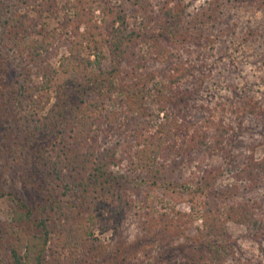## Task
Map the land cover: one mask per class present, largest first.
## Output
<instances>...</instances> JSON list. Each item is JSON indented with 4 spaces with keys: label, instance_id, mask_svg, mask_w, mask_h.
<instances>
[{
    "label": "rangeland",
    "instance_id": "1",
    "mask_svg": "<svg viewBox=\"0 0 264 264\" xmlns=\"http://www.w3.org/2000/svg\"><path fill=\"white\" fill-rule=\"evenodd\" d=\"M3 1L27 12L39 31L43 26L62 29L66 16L78 7L97 24L92 27L96 35L111 34L112 11H123L136 34L127 42L119 67L109 45L98 52L93 42L85 44L83 55L94 62L90 70L97 73L93 80L61 70L70 48L65 43L57 46L50 62L59 71L37 94L38 106L25 101L19 91L26 83L43 85L36 66L22 60L21 49L1 45L2 264H15L8 232L13 199H23L40 218L48 215L44 208L52 196L80 217L83 231L89 226L94 232L92 243L101 264H157L165 244L206 243L211 237L201 235L205 204L225 214L233 207L247 210L238 214L244 222L227 223V240L220 244L231 254L223 264H264V0H144V5L137 0H52L53 14H45L41 22L28 4H0ZM172 17L179 21L176 33L167 29ZM5 29L0 36L10 42L18 29ZM81 32H86L85 25ZM42 38L30 28L17 36L24 47ZM109 73L117 83L111 91L105 77ZM60 87L70 105L58 123L50 114ZM88 99H94L102 116L93 126L94 138L75 134L85 122L80 115ZM162 107L179 118L176 148L158 160L161 171L136 181L133 154L165 121ZM29 113L37 116L26 124L23 119ZM65 143L103 152L111 171L129 176L128 182H121L136 207L120 226L111 222L101 232L106 224L95 226L90 218L108 216L104 207L86 202L78 190L67 191L54 177L49 156ZM180 252L177 260L183 258ZM59 255L60 264H86L83 253L77 261L68 250Z\"/></svg>",
    "mask_w": 264,
    "mask_h": 264
},
{
    "label": "trees",
    "instance_id": "2",
    "mask_svg": "<svg viewBox=\"0 0 264 264\" xmlns=\"http://www.w3.org/2000/svg\"><path fill=\"white\" fill-rule=\"evenodd\" d=\"M51 1L18 0V4H28L40 15L41 22V17H44L45 14H53ZM143 1L137 0L136 2L144 5L146 1ZM10 4L6 1L0 4V29L17 28L18 31L10 42L6 40L5 35L0 36V48L1 45H7L12 49H21L22 60L36 66L37 75L43 80V85L33 83L27 85L26 83L19 89L23 99L32 106L38 102L37 94L44 90L45 85L54 82L58 74L59 70L55 69L50 62L51 52L57 46L65 43L70 48V55L65 57L60 66L61 70L64 72L74 71L84 78L93 80L97 77V73H92L90 70L94 62L83 55L85 44L93 42L98 52H103L104 46L109 45L119 67L126 52L127 42L136 34L135 31H130L126 16L122 14L123 11H112L113 29L111 34L107 37L96 35L92 27L96 28L97 24L93 23V19L78 7L73 11V14L66 16L62 23V29L50 30L47 26H43L42 31H39L36 21L30 19L27 12L23 14L20 7L12 8ZM167 15H172V13L168 11ZM178 24L179 21L173 18V21L167 25V29L176 33ZM83 25L86 26V32H81ZM29 28L34 32H39L43 38L38 43L24 47L17 40V36L21 32L28 33ZM64 32L70 36L65 37ZM91 74L93 75L91 76ZM105 77L109 83L108 89L111 91V88L117 85L115 76L113 73H109ZM86 103L88 104L87 109L80 115V119L82 117L85 122L75 129V134L80 137L94 138L96 132L93 126L100 124L102 116L94 99H88ZM69 105L64 97L63 87H60L58 101L51 110L50 120L59 123L66 111L69 110ZM162 112L166 116L165 121L160 124L155 133L146 138L145 143L140 145L133 154L131 168L136 173V181L145 173L161 171L156 166L158 160L165 152L174 151L176 148V137L180 134L178 129L181 128L179 118L165 107H162ZM36 116L29 113L26 117L24 116L23 122L28 124L34 121ZM220 130L223 135L225 129ZM49 160L54 177L64 184L67 191L78 190L86 202L96 201L104 207L108 216L90 218L91 224L95 226L106 224L101 228V232L107 230L112 225L111 222L120 226L125 216L136 207V202L127 195L128 189H125L124 183L121 182V178H126L125 180L128 182L129 176L118 175L111 171L103 152L95 151L92 147L86 151L80 145L65 143L49 156ZM261 169L264 173V157L261 161ZM13 202V216L8 232L12 238L9 251L15 264H60L59 252L62 250H68L76 261L80 253H83L82 258L86 264H101L97 245L92 243L94 232L92 233L89 226L86 227V231H83L84 226L80 217L71 215L65 205L55 196H52L49 207L44 208L48 215L40 218L36 217L35 211L23 199L15 198ZM204 206L201 235L211 237L210 240L193 247L188 244L177 246L173 243L165 244L164 250L157 257V264H223L228 259L231 254L229 247L220 244L227 240V223L229 221L244 222L238 217V214H246L247 210L233 207L225 214L219 207L213 208L207 204ZM247 220L248 218L245 221ZM30 228L33 229L30 230ZM200 250L203 253H200ZM177 251H181L179 255L183 257L181 260H177ZM0 264H2L1 259Z\"/></svg>",
    "mask_w": 264,
    "mask_h": 264
}]
</instances>
